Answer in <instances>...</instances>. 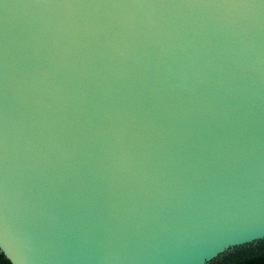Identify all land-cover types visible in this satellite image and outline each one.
Segmentation results:
<instances>
[{
    "label": "water",
    "instance_id": "95a60500",
    "mask_svg": "<svg viewBox=\"0 0 264 264\" xmlns=\"http://www.w3.org/2000/svg\"><path fill=\"white\" fill-rule=\"evenodd\" d=\"M264 241V0H0V251L211 264Z\"/></svg>",
    "mask_w": 264,
    "mask_h": 264
},
{
    "label": "trees",
    "instance_id": "16d2710c",
    "mask_svg": "<svg viewBox=\"0 0 264 264\" xmlns=\"http://www.w3.org/2000/svg\"><path fill=\"white\" fill-rule=\"evenodd\" d=\"M0 264H11L1 251ZM211 264H264V241L255 246L251 245L237 249L212 261Z\"/></svg>",
    "mask_w": 264,
    "mask_h": 264
},
{
    "label": "clouds",
    "instance_id": "9594fccd",
    "mask_svg": "<svg viewBox=\"0 0 264 264\" xmlns=\"http://www.w3.org/2000/svg\"><path fill=\"white\" fill-rule=\"evenodd\" d=\"M4 251L8 258L12 260L13 264H20L19 258L15 254H10L7 250Z\"/></svg>",
    "mask_w": 264,
    "mask_h": 264
}]
</instances>
